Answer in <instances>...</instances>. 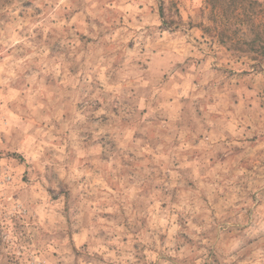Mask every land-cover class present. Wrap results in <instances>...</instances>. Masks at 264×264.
Listing matches in <instances>:
<instances>
[{"label": "rangeland", "instance_id": "rangeland-1", "mask_svg": "<svg viewBox=\"0 0 264 264\" xmlns=\"http://www.w3.org/2000/svg\"><path fill=\"white\" fill-rule=\"evenodd\" d=\"M0 264H264V0H0Z\"/></svg>", "mask_w": 264, "mask_h": 264}]
</instances>
